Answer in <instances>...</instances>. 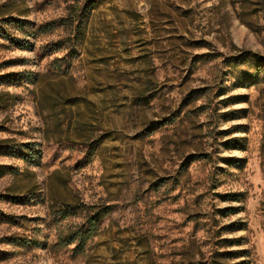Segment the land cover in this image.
<instances>
[{"label": "rangeland", "instance_id": "1", "mask_svg": "<svg viewBox=\"0 0 264 264\" xmlns=\"http://www.w3.org/2000/svg\"><path fill=\"white\" fill-rule=\"evenodd\" d=\"M241 260L264 264V0H0V264Z\"/></svg>", "mask_w": 264, "mask_h": 264}, {"label": "trees", "instance_id": "2", "mask_svg": "<svg viewBox=\"0 0 264 264\" xmlns=\"http://www.w3.org/2000/svg\"><path fill=\"white\" fill-rule=\"evenodd\" d=\"M230 195L231 196H228L227 199H229V200H238L239 199L238 196H235L234 194H230ZM233 210H235V208L228 209V211L231 212V213H232ZM224 211H226V210H224ZM231 243H233V241ZM242 255H245V251L244 250H236V252H234L233 257L237 258V257L242 256ZM247 263L248 262L246 260H241V261H238V262H235V263H232V264H247Z\"/></svg>", "mask_w": 264, "mask_h": 264}]
</instances>
